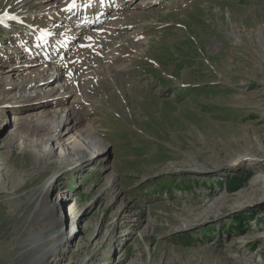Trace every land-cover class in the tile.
Here are the masks:
<instances>
[{"label":"rangeland","instance_id":"rangeland-1","mask_svg":"<svg viewBox=\"0 0 264 264\" xmlns=\"http://www.w3.org/2000/svg\"><path fill=\"white\" fill-rule=\"evenodd\" d=\"M67 1L86 0H0V16L30 22L0 24V264H264V0H121L129 13L113 52L128 68L118 84L90 89L93 112L80 110L103 157L63 172L51 158L35 171L22 142L29 121L70 103L9 90L34 74L14 78L8 67L22 25L50 27L31 13ZM39 239L55 250L46 261L30 252Z\"/></svg>","mask_w":264,"mask_h":264},{"label":"bare ground","instance_id":"bare-ground-1","mask_svg":"<svg viewBox=\"0 0 264 264\" xmlns=\"http://www.w3.org/2000/svg\"><path fill=\"white\" fill-rule=\"evenodd\" d=\"M46 1L47 0H38L37 4L43 5ZM114 1L115 4L113 5ZM66 4H68V1L64 5V10H58V5H56V3H50L46 4V6L49 7V9L51 8V11L41 10L31 13L32 19L40 16L48 18L49 20L51 18L53 22V24L50 25L51 21H47L50 27H45L43 30L40 29V33L37 32V34L36 31H38V28H30L27 30L25 27H29L28 23H30L27 21L29 17L28 14L22 17L20 13L6 11L12 15L10 18L6 15L0 16V24L6 27L11 25V22L16 19L24 18L25 21V26L22 25V28H19L24 29V31L26 30V32L23 31V35L27 37L23 38L20 42L15 41L16 49L13 53L16 60L19 62L17 65H9L8 70L11 72V76L15 78L19 77L18 75L23 76L25 73L28 74V77L34 74V77L29 80L30 82L26 86L25 84L12 83L13 85L11 84L10 87L8 86L10 88L8 89H14L16 91L25 89L26 91L33 90L36 92H57V98L54 100L55 103H70V105L64 109L48 111L42 115V117L32 118L29 121L28 125L32 133L27 134V138L25 137L22 142L24 150L28 151L35 159L33 166L35 171V166L39 167L40 164H45V162L51 158H54V164L58 167L59 172H63L80 167L89 160H99L103 157L106 150L104 147H101L102 145L100 143L94 142V139L101 135L99 134L98 127L94 126L95 123H93L92 120L82 125L86 116L84 113H81L82 111L80 112V110L84 109L86 113L93 112L91 104L93 98L89 96L93 91H90V89L99 91V88L107 86L106 80L118 84L116 73L119 70H126L128 68L127 63L126 65H121L117 62L118 58L114 55L115 52H113V44L119 35L117 33H119L123 25H125L123 21H118L120 20L119 18L127 12L126 4H123L121 0H90L88 4L81 5L78 9L74 3H71L67 9ZM151 5H154V2L149 4V6ZM124 6L126 10L116 11L112 16L108 15L110 9L118 10L122 9ZM82 7H84L85 10H82ZM97 8V13H95L94 18H91L93 16L91 13L92 10ZM78 10H81L80 17L76 16L78 22L75 20L71 21L70 19ZM64 13L65 15L63 18L58 17ZM128 13L129 12H127V14ZM102 18H104L103 22ZM90 28H92V31L88 32ZM26 42H30L33 45H27ZM108 44L109 46H107ZM75 45V48L70 49ZM101 48H105V51H107L102 57L99 56L102 53L100 51L102 50ZM71 50H73L72 53H69ZM40 60H43V63L37 62ZM132 63L134 62H130V64ZM33 65L35 68L28 70V67H32ZM64 75L66 77L65 79H68V81L70 78L77 81L79 89L77 90L78 92L80 91L79 94L77 93L76 87L69 85L72 79H70L69 83H67V80L66 84H64L65 81H63L64 83H60V80L64 79ZM24 77H26V75H24ZM53 82L56 85L51 89L45 90L49 88ZM81 90L83 91L82 93ZM15 101L17 100L13 102ZM13 102L5 104H12ZM79 104L83 106L78 107ZM19 120L23 119L19 118ZM22 124V122L17 123V129ZM104 135L101 137L102 140L105 139ZM30 136L32 139L25 142ZM34 136H36L37 139H33ZM62 140H68V142L62 143ZM56 151L57 153L54 154ZM38 171L41 172L42 169ZM6 178L4 175H0V191H4L2 182L3 179ZM8 182L9 184L13 183L14 186L18 185L12 178ZM113 185L112 181L108 187L112 188ZM19 186L20 185L16 188ZM43 193L44 188L40 190L39 195ZM184 224L183 230H186L190 228L193 223L190 221ZM66 240L65 237L60 238L58 247L65 244ZM33 244L34 246H31L30 252L36 254L35 259L38 261L42 259L46 261L55 253V250L47 248L46 240L39 239L34 241Z\"/></svg>","mask_w":264,"mask_h":264},{"label":"trees","instance_id":"trees-1","mask_svg":"<svg viewBox=\"0 0 264 264\" xmlns=\"http://www.w3.org/2000/svg\"><path fill=\"white\" fill-rule=\"evenodd\" d=\"M238 183H239V181H238L237 178H232V177H231V178L227 181V184H226V188H227V190H229V191H233V190H235V189H236V184H238ZM253 216H255V215H253ZM244 218H245V217H243V216H238V217H236V224H234V226H235L236 228L241 227V226H242V222H243V221L245 222ZM254 218H255V217H254ZM248 220H249V217H248ZM257 221H259V220H257Z\"/></svg>","mask_w":264,"mask_h":264}]
</instances>
